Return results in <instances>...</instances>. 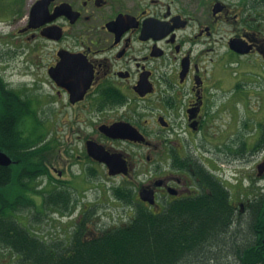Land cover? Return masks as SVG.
Returning <instances> with one entry per match:
<instances>
[{"label":"flooded vegetation","instance_id":"1","mask_svg":"<svg viewBox=\"0 0 264 264\" xmlns=\"http://www.w3.org/2000/svg\"><path fill=\"white\" fill-rule=\"evenodd\" d=\"M0 12V188L26 191L25 226L47 218L52 236H72L91 186L107 185L130 193L132 214L223 191L236 217L264 216V0H14ZM0 247V264H16Z\"/></svg>","mask_w":264,"mask_h":264},{"label":"trees","instance_id":"2","mask_svg":"<svg viewBox=\"0 0 264 264\" xmlns=\"http://www.w3.org/2000/svg\"><path fill=\"white\" fill-rule=\"evenodd\" d=\"M112 193L127 210L132 207L130 193L121 188ZM25 195L21 187L0 188V246L18 258L16 264H210L215 248L230 246L223 241L227 236L235 240L242 264L264 263V216L245 221L251 235L245 242L240 228L246 218L235 216L223 191L175 202L161 212L139 206L122 224L95 229L96 211L90 206L72 236L61 238L44 236L18 221L15 213L32 204ZM54 199L52 193L46 202L53 206ZM91 230L95 234L89 235Z\"/></svg>","mask_w":264,"mask_h":264},{"label":"rangeland","instance_id":"3","mask_svg":"<svg viewBox=\"0 0 264 264\" xmlns=\"http://www.w3.org/2000/svg\"><path fill=\"white\" fill-rule=\"evenodd\" d=\"M10 1L14 2V0H0V8L6 7ZM2 12H0L1 15L3 14ZM0 36L1 37L3 36L2 31H0ZM243 64H244L243 65L244 69H249L247 62ZM74 187L80 189V188H88L90 186L88 185V183H86V185L84 186H81L79 182L76 181L74 183ZM91 187L92 189L90 191L89 196L92 201L90 202V205L92 206V209L96 211V214L94 216V223L91 224L92 229H95L96 226L99 225L112 226V225L122 224L124 221H127L129 220L130 217H132V215L130 216L132 212L127 211L126 207H124L118 201L115 200L112 193V187L110 185H107V187L98 186V188L94 186ZM17 218L18 221H20L24 225L25 221H23V218L19 216H17ZM247 220L248 219H243L242 222L244 223V225L242 224L240 228V230L242 231V238L245 240V242L249 241V239L251 238L249 227L245 222ZM49 223L50 222L46 218V220L44 219L43 222L39 224V226L33 228L32 230L38 233H42L44 234V236L45 235L51 236L50 234L54 233V230H52V228L51 230H49L50 229ZM235 228L239 230L237 226H235L233 230ZM239 232L240 231H238V233ZM226 238L228 239H224L223 241L224 242L227 241V245H230L228 247L229 250L228 248L227 249L224 248L222 250H219V248H215L214 251H216L215 254L216 257L214 258V261L210 262V264H242V262L238 258V255L236 254L237 252H235L234 250L235 245H233L232 242L233 238L231 236H227ZM235 238L237 239L238 237L236 236ZM242 238H240L239 241H241Z\"/></svg>","mask_w":264,"mask_h":264},{"label":"water","instance_id":"4","mask_svg":"<svg viewBox=\"0 0 264 264\" xmlns=\"http://www.w3.org/2000/svg\"><path fill=\"white\" fill-rule=\"evenodd\" d=\"M232 48H234L235 50H237V51H240V52H245L247 49L246 48H244V46L242 45V44H240V43H237L236 45L234 44V45H232ZM91 153H92V155L96 158V159H98V160H100V161H105V162H107L109 165H110V168L111 169H113V165H112V163H109L110 162V159H112V157L111 156H109V154L106 152V151H104V149H102V147H97V148H95V149H91ZM5 158V155H3V154H1L0 153V160L4 163V159ZM112 173H115V171H113L112 170ZM146 195H143V193H142V198L144 199V200H147V201H149V202H151V203H154L155 202V200H154V196H152V194L151 193H149V192H146L145 193Z\"/></svg>","mask_w":264,"mask_h":264}]
</instances>
